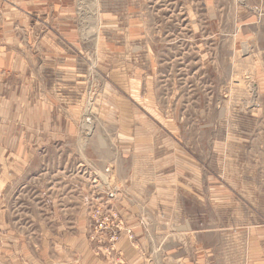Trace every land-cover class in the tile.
I'll list each match as a JSON object with an SVG mask.
<instances>
[{
  "label": "rangeland",
  "instance_id": "obj_1",
  "mask_svg": "<svg viewBox=\"0 0 264 264\" xmlns=\"http://www.w3.org/2000/svg\"><path fill=\"white\" fill-rule=\"evenodd\" d=\"M60 2L20 54L49 111L3 165L0 264H127L134 219L145 264H264V0Z\"/></svg>",
  "mask_w": 264,
  "mask_h": 264
},
{
  "label": "crops",
  "instance_id": "obj_2",
  "mask_svg": "<svg viewBox=\"0 0 264 264\" xmlns=\"http://www.w3.org/2000/svg\"><path fill=\"white\" fill-rule=\"evenodd\" d=\"M10 1L14 6H1L0 4V197L4 188L3 182L5 181L3 177V165L13 163L17 167H23L30 163L29 161L33 158L34 153H32V146L27 144V136L30 135L32 131H35V118L39 117L40 112L45 115L49 111L47 108L48 106L37 107L31 100L28 91L26 90V93H24L23 90L20 93L22 87L18 86L20 77H23L20 73L21 64L24 71L25 68H27L25 63L27 61L28 63H32L35 36L34 16L36 15V6H42V18L49 19V16L47 15L48 13L45 12L47 7L61 3L60 0ZM61 16H59L60 22L64 19L61 18ZM24 53L26 54L27 61L21 63L20 54ZM14 70L19 71L20 74ZM4 150L11 151L8 157H4ZM9 160H11V162ZM141 192L142 190H140L138 194ZM139 197H141V194ZM156 205L157 198L152 194L150 199L142 207L144 208L142 211H139L140 209H138V211L137 209H134V211L140 215V218L143 221H145L143 215H148L149 217L155 215L153 209ZM171 205L172 214L175 215L179 208L174 200L171 201ZM125 206L127 207L126 210L131 208L129 207L130 205ZM132 212L133 211L131 210V213ZM133 216L134 213L131 217ZM150 222H146L145 228L150 229L152 225L154 229H157L158 226L156 225V222L152 224H150ZM132 226L134 230H136L138 244L140 245L138 248L140 249L133 251L127 245H124V248H122L125 253V261L127 264H145L147 262V251L145 250L147 238L146 236H143L144 234L140 233V226L135 219ZM167 255H170L172 261L176 262V264H180V260L182 262L181 264H192V262L195 264H210V261L207 258L208 255L205 257L203 254H198L192 255V257L191 255L186 257L182 256L181 258L174 253ZM154 260L156 263L162 264L165 259L161 256ZM91 264L100 263L92 261Z\"/></svg>",
  "mask_w": 264,
  "mask_h": 264
}]
</instances>
